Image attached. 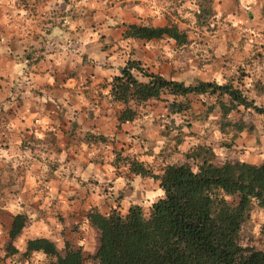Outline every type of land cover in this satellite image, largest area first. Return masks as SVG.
<instances>
[{
  "label": "clouds",
  "instance_id": "clouds-1",
  "mask_svg": "<svg viewBox=\"0 0 264 264\" xmlns=\"http://www.w3.org/2000/svg\"><path fill=\"white\" fill-rule=\"evenodd\" d=\"M110 0H30V7L25 9L19 4V0H0V28L4 31L0 32V107L5 111L9 108H14L16 104V96H20L24 100V106L19 110L15 119H10L7 123L0 124V136H6L10 147L6 150L0 147V165H10L13 171L17 169L18 165H23L25 172L23 176H17V182L24 181L26 188L24 191H36L39 187L43 175L48 171V163H58L60 165L56 175L60 177L65 184L75 183L74 180L69 181L65 179V174L70 170H74L76 175L82 181H87L90 177L100 180L102 183L105 176L111 178L116 169L111 167V161L115 160V156L111 154L110 145L105 146L107 156L105 157L106 172L101 173L99 167L95 164H89L87 170H81L80 162L84 160L81 156L72 164H65L67 152L56 154L50 150L46 143L47 133L56 132L60 135L58 129L53 125L55 122L50 119L52 114L46 113L43 106L47 103H52L55 109L63 112L67 109L66 118L75 120L81 123L80 116L75 113L81 108H92L89 99L83 95L80 87L73 81H69V87L73 88V92L57 90L56 88V73H63L65 70L69 72H78L83 74L87 69H91L96 75L92 77L93 87L102 83L103 78L108 79V83H113L114 77H121L120 69L126 66L129 59H136L128 55L130 45L134 42L119 41L123 48L122 53L113 55L108 59L107 53L100 51L102 47L100 37L101 35H109L113 29L120 23L126 22L131 15L138 17L136 23L140 27L157 28L163 26L165 14H171V11L178 12L179 16L189 21V25H180L181 29L196 25V16L194 13H200L201 9L197 4V0H184L179 7L173 4V0H127L128 7L121 8L119 3L114 7H108ZM35 8L33 13L32 8ZM211 8L215 13L210 19L209 24L213 27L218 26V31L213 36V43L206 47L193 45L191 47V57L188 58L183 50H174L169 47V44L174 45L175 40L168 39L161 45L157 46L152 43H147L145 48L149 51L159 47L162 53V58L170 62V64L181 72V74L173 78L171 82L182 84L184 87L198 86L197 81L204 83H214L218 87H223L228 83V78L235 74V64H229L226 69H222L219 63H209L213 56L218 61L223 62L226 59L236 58L237 53H240V58L236 63H241L244 57L251 59L255 55V51L260 50L259 45L264 44V0H212ZM95 11L90 20L86 19V11ZM63 11L64 15H61ZM75 17V18H73ZM61 20L63 23L61 24ZM41 22L40 27H37V22ZM50 21V22H47ZM150 21V23L148 22ZM95 23V28L92 24ZM178 23V21H177ZM48 30H51L50 35ZM229 36H234L235 39L231 41L232 49L227 47ZM39 33L41 39L33 40L32 36ZM205 35H208L207 29H204ZM16 37L13 39V37ZM241 39L243 44L241 45ZM107 41H105L106 43ZM11 45H14V50ZM44 46L46 51L43 53L45 59L40 65L34 69H29V61L25 59L28 53L33 52L37 56L41 55L39 49ZM218 45V46H216ZM211 49V51H209ZM87 54V63L85 64L83 57ZM11 57V59H9ZM181 57V58H178ZM196 61L203 64V68L198 67ZM258 64V61H254ZM251 78L244 80L245 88L248 90L249 98H256V106H264V94L258 96L255 85L257 79H262L256 72L249 69ZM131 75L141 85L151 84L152 81L142 76L135 68L131 69ZM15 88L16 92L10 91ZM23 89V91H21ZM105 97L111 98V88L101 90ZM40 92L42 95H37ZM11 96L12 100L7 101L6 97ZM130 104L132 102L130 101ZM71 105V106H70ZM133 110L135 105L132 104ZM31 108H36L35 116L30 111ZM231 118V114L230 117ZM154 114L150 113L144 115L141 112L140 117L135 119L125 128L129 130V136L126 140L132 142L134 147L125 152L126 156L135 157L138 162L145 165H155L157 157L163 150L167 138L159 136V131L163 130V124L170 121L164 119L162 124L153 128ZM171 119L175 120L177 125L182 124L179 116H173ZM210 118L209 124L204 125L200 129V135H205L204 128H208L211 132L210 140L204 141L198 138L186 139L185 145L181 146V152H188L189 148L195 149L201 144H211L213 141H221L225 139L221 131L211 126ZM35 121V122H33ZM144 124L151 129L147 132V143L144 149H140L139 145L143 142L141 139L133 140V134L137 137L143 135V130L140 125ZM25 129H32L28 134L34 135L38 141L37 151L33 153L31 149L21 151V141L25 135ZM82 126V131H84ZM183 131L187 133L189 129L184 128ZM176 135L174 131L172 133ZM106 136L112 139V133L106 132ZM261 140L264 144V126L258 127L253 131V139L246 149L245 154L237 157L241 164L252 163L259 164L264 161V147H257L255 144L256 138ZM64 147L63 144L60 145ZM82 148H87L82 145ZM148 148H152V154H145ZM98 150H93L89 155L91 157L97 156ZM41 157V161H35V157ZM213 156L218 161V166H223L228 163L233 157L229 150L220 147L213 148ZM181 157L173 156L167 163L170 165H181L187 163ZM40 168L39 175L35 173V169ZM126 170V168H125ZM199 167H193V174H198ZM7 172H5V176ZM136 184H139L140 178L136 177ZM117 189L127 186L129 181L119 179L115 181ZM51 188L52 193H55V184L46 185ZM50 193L48 198L44 200L41 208L47 209L50 205L53 194ZM156 195L160 198H166V193L163 188L158 189ZM39 199V197H37ZM23 200L21 197H11L5 203L6 211L17 215L28 211L22 208ZM30 220L35 221L37 213L28 211ZM261 223H264V212L259 214ZM255 219V216H254ZM59 232L60 225L56 221H52ZM40 231L37 230L35 223L31 227H25L20 235L13 241V245L20 254L27 251V241L29 239L35 240L37 237H46L53 241L56 250L61 252L65 248L63 238L59 235L53 236L52 229L48 228L43 223L40 224ZM253 234L260 235V225L256 224L253 228ZM5 236V233L0 229V237ZM77 246L84 247L86 251H94L88 247L85 240L77 241ZM4 243L0 241V258L5 257L6 253L3 250ZM32 257L35 261L47 264V256L44 252L34 251ZM19 256L9 258L7 264H15ZM27 264V262H25Z\"/></svg>",
  "mask_w": 264,
  "mask_h": 264
},
{
  "label": "trees",
  "instance_id": "trees-1",
  "mask_svg": "<svg viewBox=\"0 0 264 264\" xmlns=\"http://www.w3.org/2000/svg\"><path fill=\"white\" fill-rule=\"evenodd\" d=\"M211 2H198L201 9L198 15L204 10L210 11ZM123 25V39L149 41L168 37L177 45L190 42L187 31L176 22L169 21L154 29L140 27L135 21H126ZM32 57L36 58L34 50L25 56ZM141 60L129 59L120 69L122 78L114 77L113 83H108L112 101L121 105L117 110L119 123L137 117L139 105L152 98L169 100L173 112L188 108L190 105L185 99L189 94L213 95L221 115L226 117L220 129L233 126V136L238 135L246 123L230 121L227 115L232 109L243 106L264 115V106L257 107L254 99L231 81L223 87L201 81H197L198 86L184 87L171 82L173 77L154 70ZM132 68L152 83H138L131 75ZM212 106L208 104V110ZM90 136L103 141L108 139L103 134ZM213 157L212 146L201 144L184 152L187 163L170 165L166 162L158 171L136 158L124 157L129 173L158 179L166 198L157 197L147 209L131 203L124 213L117 206L111 207L107 213L91 208L87 218L98 230V244L92 259L98 264H264V247L241 242V231L252 208L255 204L264 208V161L257 165L230 160L218 166ZM113 162L115 166L121 165L117 157ZM193 167H199L198 174H193ZM11 183L13 174H1V196L11 188ZM27 220L26 211L11 214L9 226L4 230L8 238L15 239ZM34 251L44 252L47 264H88L81 246H73L66 241L62 255L56 250L55 243L46 237L29 239L27 251L23 254L9 244L5 248V257L19 256L15 263L30 264Z\"/></svg>",
  "mask_w": 264,
  "mask_h": 264
},
{
  "label": "rangeland",
  "instance_id": "rangeland-1",
  "mask_svg": "<svg viewBox=\"0 0 264 264\" xmlns=\"http://www.w3.org/2000/svg\"><path fill=\"white\" fill-rule=\"evenodd\" d=\"M69 2V1H68ZM137 3H139V0H136ZM184 0H173V4H175L176 7H179L181 3H183ZM198 2H203V0H197ZM116 3L120 4L121 8L128 7L127 0H113L112 3L108 5V7H114ZM95 11H86V19H89L95 15ZM212 8L210 11H202L200 15L198 13H194L196 16V25L195 27H185L184 29L188 33V37L190 42L182 45H177L176 43L174 45L169 44L168 46L173 48L174 50H183V52L186 54L188 58L191 57V47L195 44L200 47H206L209 44L213 43V36L218 31V26L213 27L209 24V19L214 15ZM138 17H136L134 14L129 16L127 18V21H137ZM176 22L178 21V25H189V21L183 19L179 16L178 12L171 11V14H165L163 23L166 22ZM150 23V21H148ZM38 26V24H37ZM92 27L95 28V23L92 24ZM123 27V23H120L116 26L115 29L112 30L111 34L113 36L119 37L121 35V28ZM204 29H207L208 35H205ZM225 37L228 38L227 47L229 49H232V43L231 41L235 39L234 36H229V34L226 32ZM168 37L160 38V39H151L149 41H143V40H128L131 42H134L130 45V51L128 55L130 57H136L142 59L141 61H144L146 64L151 65V68L154 70H158L162 73H164L166 76H171L173 78L178 77L181 72L177 70L175 67H173L169 61L162 58V53L160 51V48L157 47L152 51H149L145 48V45L147 43H152L154 45H161L164 41L168 40ZM172 39V38H170ZM173 40V39H172ZM119 41H122L120 38L114 39V42L117 43L119 49L114 55H117L118 53L123 52L122 46H120ZM241 45L243 44V39H241ZM218 46V45H216ZM259 49L255 51V55L251 57V59L244 57L243 61L241 63H236L235 61L240 58V53H237L236 58L233 59H226L223 62H220L217 60L215 56L212 57L211 61L209 63H219L220 68L226 69L229 64L234 63L235 64V74L228 78V81H231L235 85H238L240 88L243 89L245 93H247V89L244 85V80L246 78H251V73L249 72V69H252V71L256 72L257 75L261 78H264V44L259 45ZM211 51V49H209ZM181 58V57H178ZM83 60L85 63H87V54L84 55ZM254 61H258V64H254ZM198 67L203 68V64L199 61H196ZM90 69V68H89ZM256 91L258 96L261 94H264V80L257 79L256 85H255ZM224 98V96H222ZM254 101L256 102V98L252 97ZM189 102V107L184 108L178 112L171 111V106L169 105V100H163V99H155L152 98L148 100L147 102H144L139 105V116L141 112H143L144 115H148L150 113L154 114L153 119V128H157V126L161 125L164 119L169 120V123L163 124V130L159 131V136L167 138V142L157 157V162L155 165H150L151 168L154 171H158L164 163H166L171 157L177 156L184 159V152H181V146L185 145L186 139L189 138H198L202 139L204 141L210 140L211 132L208 130V128H204L205 135H200V129L203 128L204 125L209 124L210 118H214L211 121V126H214L218 128L221 133L224 135L225 139L221 141H213L211 144L212 148L214 147H220L225 148L229 150L230 154L232 155L233 160H238L237 157L240 155L245 154L246 149H248L249 144L251 143L253 139V131L254 129L258 127L264 126V115L258 114L254 111L249 110L248 108H245L243 106H239L237 109H232L228 115L227 118H231L230 121H237L241 122L244 121L246 123L245 127L238 133V135L233 136V133H235V128L231 125H227L224 128L220 129V125L223 122V118H226L225 116L221 115V110L219 107V104L216 103L215 97L213 95H207V94H189L187 98L185 99ZM208 104H212V108L208 110ZM264 104V102H262ZM184 105V104H183ZM173 116H179L182 120V124L177 125L175 120L171 119ZM184 128L189 129L187 133L183 131ZM141 129L143 130V135L139 137L143 142L141 143V147L144 149L145 143H147V132L151 129L147 128L144 124H141ZM176 132V135H173V132ZM85 135V134H84ZM82 135V137H84ZM134 135V134H133ZM108 138V137H107ZM132 138H137L133 136ZM111 140V139H107ZM255 144L257 147H264V144L261 143V140L257 137L255 140ZM82 145H86L87 148H82ZM109 144H101L98 145L95 141L89 137L88 139H85L81 142L80 146L76 147L75 150L78 154V157L83 156L84 160L87 158H93L92 160H89V164H95L97 167H99L101 173L106 172L105 168V157L107 156V152L104 150L105 146H109ZM125 146V147H123ZM123 146L121 149L118 148V146L114 145L115 150L114 156L117 157V160L120 161L121 165L114 166V169H116L115 173L119 174H130L129 171H127V164L124 163L127 162V159L135 158V157H129L122 153L123 148H127L128 150L133 148V143H129L128 140L123 143ZM78 148V149H77ZM112 146H110V150L112 151ZM97 151L96 157H91L89 154L93 150ZM141 149V148H140ZM145 154L151 155L152 154V148H148L147 152ZM68 156V155H67ZM124 157H128L127 159ZM83 160V161H84ZM123 162V164H122ZM213 162L218 164L219 162L215 160L213 157ZM126 168V170H125ZM3 172H7V174L11 173L13 174V169L11 166H4ZM129 176L126 175V178L128 179ZM108 177L105 176V180L102 183L100 180L89 178V189L91 191L99 192L96 185L99 186V188L102 190L103 195L106 197L108 201V207H118V209L124 213L122 205L123 202L126 201V195H121V203L116 204L115 201L118 200L117 197L119 196V189L116 187V183L112 186H108ZM116 181V178L114 179ZM11 188L4 194V196L0 195V229L3 231L5 230V226L8 224V220L10 218L11 212H8L5 210V200L9 199V196H13V183H11ZM83 190L86 188L83 187ZM147 196V195H146ZM145 196V197H146ZM143 204H147L149 201L144 200ZM91 209V208H90ZM79 212V211H78ZM264 212V208L261 206H258L255 204V206L252 208L250 217L248 220L244 223L243 229L241 231V242L243 244H255L258 247H264V223H261L259 214ZM255 216V219H254ZM76 218L79 220L82 218L80 213H77ZM256 224L260 225V235L256 236L253 234V228ZM24 229V228H23ZM22 229V231H23ZM21 231V232H22ZM5 232V231H4ZM21 234V233H20ZM54 235H59L61 237L65 236L63 231L60 229L59 232H55ZM91 240L88 244V247L91 249H96V247H93L94 242V232L93 230L90 233ZM16 239V238H15ZM15 239H9L8 236L5 234V236L0 237V241H3L4 248L7 245L11 244L13 245V241ZM64 243L66 241L69 242L66 238H63ZM70 243V242H69ZM73 246H76L72 243H70ZM65 250V248H64ZM63 250V251H64ZM94 251H84V254L87 256V263L88 264H96V260L93 258ZM1 264H7L5 261V257L0 258ZM29 264V263H28ZM30 264H42V262L35 261L34 259L30 261ZM98 264V263H97Z\"/></svg>",
  "mask_w": 264,
  "mask_h": 264
},
{
  "label": "crops",
  "instance_id": "crops-1",
  "mask_svg": "<svg viewBox=\"0 0 264 264\" xmlns=\"http://www.w3.org/2000/svg\"><path fill=\"white\" fill-rule=\"evenodd\" d=\"M69 0H66V4ZM113 0H110V4ZM122 1V0H120ZM19 4L22 5L25 9H28L30 7V0H19ZM33 13L35 12V8L33 6L32 8ZM2 14V13H0ZM95 14V13H94ZM61 15H64L63 11L61 12ZM75 18V17H73ZM50 22V21H47ZM132 22V21H131ZM63 21L61 20V24ZM38 26L40 27L41 22H37ZM121 28V32L124 28ZM4 31L3 28H0V32ZM51 30H48V34L50 35ZM16 37L14 36L13 39ZM120 38L121 40H131V38L123 39L121 35L119 37L113 36L111 33L109 35H101L100 40L102 47L100 48V51L103 53H107V57L105 59L110 58L113 56L120 48L118 47L117 43L114 42V39ZM32 39L40 40L41 37L39 33H35L32 36ZM136 40V39H132ZM105 41H107L105 43ZM14 50V45H11ZM121 50V49H120ZM46 51L45 47L42 45L39 49V52L41 55L36 56L32 58H25L29 61L28 67L29 69H34L37 65H40L41 62L45 59L43 53ZM11 59V57H9ZM86 64V63H85ZM96 75L91 69H87L83 74L78 72H69L65 70L62 74L56 73L55 79H56V88L57 90H64L73 92L74 89L69 87V81L75 82L77 86L80 87V90L82 91L83 95L87 97L92 104V108H81L77 110L75 113L76 115L80 116L81 123H78L75 120H70L66 118V112L67 109H65L63 112H61L59 109H55V106L52 103H47L43 106L44 111L46 113L54 114L50 115V119H52L55 122L53 126L58 129V132L60 133L59 136H57L56 132H48L47 133V140L46 143L49 145L50 150L52 152H55L57 155L61 152H67L68 156L66 157L65 164H72L74 161L78 160V154L75 150L76 147L80 146L81 142L85 139H88L91 137L93 141H95L98 145L101 144H111L112 151L111 154L114 155L115 149L114 145L118 146L119 149L123 146V143L127 140L125 137L129 136V130L125 128L126 124L131 123L135 119L139 118L138 115L133 120H127L120 122L117 119V110L120 108V104L117 102L112 101V99L105 97L102 89L109 88L108 79L105 77L103 78V82L95 85L93 87V79L92 77ZM2 90V89H0ZM10 91L13 93L16 92L15 88H11ZM23 91V89H21ZM37 95H42V93L38 92ZM7 101H11L12 97L7 96ZM150 100V99H149ZM148 101V100H147ZM145 101V102H147ZM24 106V100L21 99L20 96H16V104L14 108H9L7 111H5L2 107H0V124L7 123L10 119H15L19 113V110L22 109ZM71 106V105H70ZM30 111L35 116L36 114V108H31ZM35 122V121H33ZM82 126L84 131H82ZM141 127V125H140ZM2 131V129H0ZM33 131L32 129H25V135L21 141V151L26 149H31L33 153L37 151V145L38 141H36V138L34 135L28 134L29 132ZM106 132L112 133V139L108 141H103L101 139H98L96 137L90 136L91 134H103L105 135ZM85 134V135H84ZM84 135V137H82ZM106 136V135H105ZM137 137L135 134L133 135ZM108 137V136H107ZM109 139V138H108ZM139 139L133 138V140ZM131 143L130 141H128ZM63 144L64 147L61 148L60 145ZM134 146V144H133ZM0 147H4L6 150L10 147L8 143V138L6 136H0ZM125 147V146H123ZM141 149V144L139 145ZM78 149V148H77ZM128 151L127 148H123L122 153L125 154V152ZM118 152V151H117ZM35 161H41V157L36 156ZM93 158H87L84 161L80 162V168L81 170H87L89 165V160H92ZM113 161H111V167L113 166ZM4 166L9 165H0V169H2V172L0 173L4 175L3 172ZM60 165L58 163H48L47 168L48 171L43 175L41 181H39V187L36 191H24L26 188V184L24 181L17 182L16 177L17 176H23L25 172V168L23 165H18L15 172L13 171V197H21L23 200V203L21 204L22 208H26L28 211H33L37 213V218L35 221L30 220L28 211V220L25 224V227H31L33 223L36 224L37 230L40 231V224L43 223L48 228L52 229V235H54L56 231L55 225L52 223V221H56L57 224H59L61 227L60 229L63 231L64 235L61 238H66L69 240L70 243L77 246V241L79 240H85L87 244L89 240H91L90 233L93 230L94 232V246L96 247L98 244V230L97 228L91 224L87 218V212L90 210V208H96L100 212L107 213L111 207H108V201L106 197L103 195L102 190L99 188L98 185H96L99 192L91 191L89 189L90 183L89 179L87 181H82L80 177H78L74 170L70 169L65 174V179L72 181L74 180L75 183H68L65 184L61 181L60 177L56 175L57 170L59 169ZM41 172L40 168L35 169V173L39 175ZM126 175L129 176L128 179L126 178ZM119 174L114 173L111 178L108 179L109 183L108 186H112L115 184L114 179H125L126 181H129L130 183L127 184L126 187L119 189V195L120 192L122 194L126 195V198L123 202L122 208L123 211L126 212L129 205L131 203H138L140 204L144 209H147L148 206L152 201H154L158 196L156 195L159 187L158 179H155L150 176H142L139 174ZM139 177L140 182L139 184H136L135 178ZM55 184V193H52L51 188L45 187L46 185ZM85 187L86 189L83 190L82 188ZM53 194V199L48 206L47 209L41 208V205L44 203V200L48 198L49 194ZM147 195V196H146ZM146 196V197H145ZM39 197V199H37ZM118 200L115 201L116 204L121 203V195ZM144 200L149 201L146 205L143 204ZM8 200H5V203ZM79 211V212H78ZM77 213H80L82 218L79 220L76 218ZM12 214V213H11ZM10 214V215H11ZM9 221L7 226H5V229L8 228ZM6 234V231L4 232ZM22 233V232H21ZM20 235V234H19ZM83 252L86 251L84 247H82ZM9 257H5V261L7 262ZM1 264V263H0ZM18 264V263H15Z\"/></svg>",
  "mask_w": 264,
  "mask_h": 264
}]
</instances>
